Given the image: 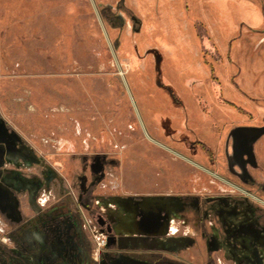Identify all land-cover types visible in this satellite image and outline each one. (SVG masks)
Segmentation results:
<instances>
[{"label":"rangeland","instance_id":"rangeland-1","mask_svg":"<svg viewBox=\"0 0 264 264\" xmlns=\"http://www.w3.org/2000/svg\"><path fill=\"white\" fill-rule=\"evenodd\" d=\"M94 2L0 0V177L52 196L55 264H264V0ZM158 200L200 222L177 252Z\"/></svg>","mask_w":264,"mask_h":264},{"label":"flooded vegetation","instance_id":"flooded-vegetation-1","mask_svg":"<svg viewBox=\"0 0 264 264\" xmlns=\"http://www.w3.org/2000/svg\"><path fill=\"white\" fill-rule=\"evenodd\" d=\"M134 106L141 124L143 128H145L142 122V118H140V115L138 113L136 103ZM237 145H239L241 149L240 152L237 151V156L239 159H241L242 155L245 153L244 151H246L247 148V137H244L242 139V142H238ZM14 154L15 152L9 149L7 150L6 156L10 158L13 157ZM248 155L251 157L252 153L250 154L249 152ZM3 166L5 168L2 171L0 180L2 179L3 183L10 186L16 194L14 193L13 199L11 200L10 196L5 193L6 191L2 190L0 187V206L5 208L7 213L9 212L8 214H3L0 211V264H55L56 261L53 257L55 254L58 255L59 253L62 254V252H70L69 250H67V248L63 247L64 238L62 231H59V217L57 215L58 212L55 210H51L46 215H43L41 213L42 207H46L48 202L52 201V196L45 193L39 196V187L37 184H34V181H25L20 179L16 175L10 174V172L7 171V169L10 168L7 163L3 162ZM15 195L17 197L16 200ZM22 198L25 200V203L29 205L30 202L33 203L36 201L38 212L36 213L35 211H33L34 215L32 216H27L25 215V213L20 214V217L18 219V215H16L15 212L12 211V209L14 203H16L17 201H19V207L22 205ZM255 198L262 202V205H264V200L260 199L259 197ZM178 204L179 203L175 201V205ZM156 206L160 207L165 213L170 214L167 219V226L156 227V231L149 233V236L165 237L166 240L164 244L168 246L166 247L167 252H177L178 250H181L182 247L180 246L179 242H182V239H187V237H190V235L198 234L197 230L201 228L200 222L198 220L194 221L192 219H189L185 215H179L175 210L171 208V205H167L166 203H164V201H156ZM131 217L134 221V225L131 224V219L127 223L122 221L118 225H122L125 223V226H127V228L124 226H120L117 229L118 225H116L114 229L115 234L119 236L130 237L133 234L129 229L135 230V228L138 230V232L140 230V233L138 235L144 233L143 228H141L140 226L139 217L137 215L130 216V218ZM146 223L148 228H153L155 221L149 220ZM82 227L83 223L81 222V228ZM124 232H127L128 234H125ZM182 235L184 236L182 237ZM84 244L86 245L85 242ZM84 244L83 246H85ZM162 248L163 247H159L156 248V250L159 251L158 249L161 250ZM129 250L132 253L140 251H154V249L150 248L140 249L134 247L130 248ZM116 259L124 260L126 259V256L125 254H121ZM138 260L146 264H151L150 261L144 258H138Z\"/></svg>","mask_w":264,"mask_h":264},{"label":"water","instance_id":"water-1","mask_svg":"<svg viewBox=\"0 0 264 264\" xmlns=\"http://www.w3.org/2000/svg\"><path fill=\"white\" fill-rule=\"evenodd\" d=\"M92 2L95 3L94 0H92ZM105 33H106V38H107V40L109 41V38H108V36H107V32H106V30H105ZM109 43H110V42H109ZM110 48H111V50H112V53H113V56H114L115 60L117 61V56H116V53H115V49L113 48V46H112L111 44H110ZM117 63H118V62H117ZM122 78H123V81H124V83H125V85H126L128 91H129V94H130V96H131V99H132V101H133V103H134V105H135V102H134V100H133V98H132V95H131L130 89H129V87H128V84H127L126 79H125V77H124L123 74H122Z\"/></svg>","mask_w":264,"mask_h":264},{"label":"crops","instance_id":"crops-1","mask_svg":"<svg viewBox=\"0 0 264 264\" xmlns=\"http://www.w3.org/2000/svg\"><path fill=\"white\" fill-rule=\"evenodd\" d=\"M0 211H1L3 214H6V213H7L6 209L3 208V207H1V206H0ZM8 213H9V212H8ZM8 213H7V214H8Z\"/></svg>","mask_w":264,"mask_h":264},{"label":"bare ground","instance_id":"bare-ground-1","mask_svg":"<svg viewBox=\"0 0 264 264\" xmlns=\"http://www.w3.org/2000/svg\"><path fill=\"white\" fill-rule=\"evenodd\" d=\"M125 234H128L127 232H124Z\"/></svg>","mask_w":264,"mask_h":264}]
</instances>
